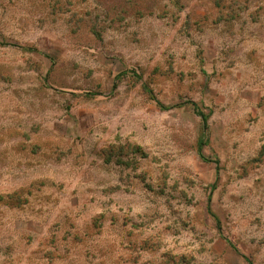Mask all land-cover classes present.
<instances>
[{"label": "rangeland", "instance_id": "rangeland-1", "mask_svg": "<svg viewBox=\"0 0 264 264\" xmlns=\"http://www.w3.org/2000/svg\"><path fill=\"white\" fill-rule=\"evenodd\" d=\"M0 264H264V0H0Z\"/></svg>", "mask_w": 264, "mask_h": 264}, {"label": "trees", "instance_id": "trees-1", "mask_svg": "<svg viewBox=\"0 0 264 264\" xmlns=\"http://www.w3.org/2000/svg\"><path fill=\"white\" fill-rule=\"evenodd\" d=\"M150 95H151V93H150ZM153 100H155V99H153ZM156 104L159 106V108H161L162 110H166V108L165 107H163L162 105H160L159 103H157L156 102ZM197 114L201 117V120H202V123H203V129L204 130H206V116H204L202 113H200V112H197ZM203 145H204V142H203V138L200 140V142H199V152H200V150H201V148L203 147Z\"/></svg>", "mask_w": 264, "mask_h": 264}, {"label": "crops", "instance_id": "crops-1", "mask_svg": "<svg viewBox=\"0 0 264 264\" xmlns=\"http://www.w3.org/2000/svg\"><path fill=\"white\" fill-rule=\"evenodd\" d=\"M154 101H156L157 103H159L160 105H162L159 101H157L156 99L154 100ZM156 102H155V104H156ZM157 105V104H156ZM163 107H165L164 105H162ZM157 107L159 108V106L157 105ZM196 106H194V111L196 112V114H197V112H200L198 109H196L195 108ZM166 108V110H169V109H171L172 107H165ZM160 110H162L161 108H159ZM166 110H163V111H166ZM200 113H202V112H200ZM204 116H206V123L208 122V120H209V115H205L204 113H202ZM197 116L200 118V121L202 122V120H201V117L197 114ZM206 128H207V126H206Z\"/></svg>", "mask_w": 264, "mask_h": 264}]
</instances>
